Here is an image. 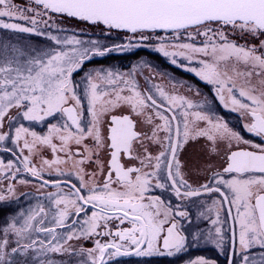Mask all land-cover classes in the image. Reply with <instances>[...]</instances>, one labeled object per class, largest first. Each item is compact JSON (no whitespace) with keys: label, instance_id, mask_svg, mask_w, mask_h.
<instances>
[{"label":"snow or ice","instance_id":"obj_1","mask_svg":"<svg viewBox=\"0 0 264 264\" xmlns=\"http://www.w3.org/2000/svg\"><path fill=\"white\" fill-rule=\"evenodd\" d=\"M31 2L36 7L21 8L12 0H0V29L45 35L44 32L38 31L41 24L45 28L51 26L59 30L57 17L66 16L97 26L104 25L109 33L113 29L126 30L132 37L129 38V43L106 46L98 40L82 41L76 36L61 39L48 32L49 39L67 50L41 52L29 56L24 61L14 59L0 62V129L3 128L4 118L13 108L18 110V116L27 121H43L57 113L67 116V120L61 126L50 124L45 135L30 131L23 124L15 128V134L11 137L9 132L0 131V142L11 138L12 142L20 147V141L23 140L21 153L25 149L29 153L20 160L23 170L33 177L43 179V166L53 168L67 163L57 156L51 161L42 160V166L37 168L31 162L37 145L50 147L54 154L58 151L64 152L68 160H72L75 155L82 157L73 161V168L76 169L75 174L81 186L77 187L69 182L68 193L48 194L49 198H55L54 227L41 226L43 220L34 224L38 216L48 215L45 209L40 207L39 211H32L27 216L21 213L20 215L24 217L22 223L13 218L0 230L2 231L0 264H28L27 256L30 250L35 251L37 256L47 252H71L72 250L65 245L74 238L90 239L94 234H112L97 233L98 227H107L111 219H119L121 223L128 220L132 227L114 233L119 241L124 243L102 244L97 240L94 248H81L80 252H86L90 258V264H105L104 256L109 250H114L111 251L112 256L131 254L128 244L134 246V254L137 256L153 254L173 256L184 252L189 239L179 230L176 217L189 219L191 223L188 212L179 211L173 216L170 205L165 206L160 197H153L147 203L144 202L145 193L153 179L157 188L169 186L161 182L159 173L162 169L166 173V181L170 182V187L178 198L198 197L202 193H219L221 201H213V204L220 206L227 204L228 216L239 225L241 264H264V252H261L258 258L245 254L255 245L264 249V51H261L264 49V40H261L257 47L237 44L229 38V31L232 34L238 33L241 38L245 35L253 38L264 36V0H31ZM6 19L21 20L30 26L5 22ZM156 30L172 33L173 40L183 38V34L187 33L188 39L193 42L173 46L179 47L181 51L170 52L164 43L167 39L164 36L158 37L161 42L157 51L165 57H171L173 64L177 62L176 56H185L189 60L195 59L198 55L208 58L199 60L201 65L199 70L196 68L189 70L208 83L216 85L217 95L222 102L224 101L222 93L227 91L233 110L241 112L248 118L249 122L245 123L243 128L259 138L260 142L245 139L221 118L214 119L201 111L183 110L182 128L179 123L174 128L172 122L177 119L175 113L171 117L163 115V101L158 103L157 98L150 92L142 94L137 90L135 81L127 78L135 72L137 67L135 65L130 73L102 68L93 70L95 75L91 72L85 73L84 96L87 98V112L91 119L86 127L82 126V97L77 94V86L71 79L73 73L81 70L84 62L93 56H105L110 52L133 47L131 39L138 37L140 42L150 40L151 34ZM201 36L204 39L198 46L194 41L196 37ZM85 44L89 46L84 47ZM20 55L24 53L21 52ZM229 59L251 66V71L237 73L246 78L245 85L238 87L226 69L221 71L220 65ZM253 76L260 77L257 84L252 83ZM97 81L111 86L110 91L101 90ZM153 87L159 97L167 101L168 111L184 108L190 110L194 107L192 102L183 96L169 95L159 85ZM126 89L129 95L122 94ZM237 92L241 99H237L235 94ZM245 100L247 102H244ZM121 105H127L129 113L111 115L105 137L102 131L105 117ZM227 106L225 104V107ZM141 117L148 127L146 130L137 131V122ZM156 118L163 123H155ZM8 119L12 121L16 117L8 116ZM28 137H31V140ZM54 137L59 139V147L53 143ZM86 137L94 141L93 148L84 146L88 155L85 156L79 149L75 153L70 150L69 145L72 142L81 145ZM199 138L208 141L210 153H218L219 143L227 142L226 167L222 172H212L210 183L194 188L184 178L179 153L189 140ZM136 142H139L142 151L133 155L136 152L134 147ZM151 145L159 146L158 154L153 155L149 151ZM103 150L110 151L107 165L100 159L94 161L101 174L107 168V174L101 184L95 179L96 172L85 173L81 166L86 161L92 162L93 153L98 156ZM122 154L131 160L139 161L140 166H125L121 163ZM55 170L64 174L59 167ZM0 171L8 172L11 179H15L21 169L14 165V161L10 160L5 165L0 160ZM224 174H230L231 178L225 179ZM85 176L89 179L85 180ZM212 182L215 187L212 186ZM20 183L27 181L21 180ZM55 186L59 188L60 183L56 182ZM221 187L225 188L224 192L221 191ZM85 190L87 195L82 194ZM7 191L14 193L12 183L8 184ZM5 199L4 195H0V201ZM88 205L98 209L94 210L90 217L86 214ZM233 206L236 210L235 215L232 214ZM81 213H85L86 219L81 222L79 233L73 230L62 238L58 237L56 228L64 227L69 216H79ZM200 215L203 216V213ZM75 223L76 221H73V226ZM211 223L214 226L220 224L219 212ZM34 231L44 232L52 239L47 242L31 239V233ZM215 234L217 239L212 240V243L223 251L222 227H215ZM10 235L16 237L14 247L10 246ZM190 235L192 242H197L203 233L197 230ZM211 235L209 233L204 238L210 239ZM235 237L233 230V246L236 242ZM25 240L29 242H23ZM161 247L164 251H161ZM122 248L125 251L121 252ZM41 264L44 262L41 261ZM47 264L54 262L48 261ZM193 264L216 262L200 257ZM229 264H234V261L229 259Z\"/></svg>","mask_w":264,"mask_h":264},{"label":"rangeland","instance_id":"obj_2","mask_svg":"<svg viewBox=\"0 0 264 264\" xmlns=\"http://www.w3.org/2000/svg\"><path fill=\"white\" fill-rule=\"evenodd\" d=\"M12 2L21 8H29V7H36L34 3L31 2V0H12ZM5 22H15V23H21L24 26H30L27 25L24 21L21 20H5ZM57 25L59 30L56 28H52L51 26L45 28L44 25H40L38 31H42L45 33V35H37L36 33H20V32H13L9 30L0 29V62H4L7 60H14L19 59L21 61L26 60L29 56H35L38 53L46 52L49 50L52 51H64L67 50L62 45H56L54 41L48 38L47 33L51 32L54 35H57L61 37V39L65 37H72L76 36V38L82 40V41H90V40H98L101 42V44L106 46H111L113 44H126L129 43V38L132 37V34L127 32L126 30L122 29H113L110 33L106 31V26L104 25H93L89 22L81 21L77 18H70V17H57ZM102 29L104 31H102ZM152 38L148 41L140 42L139 38L136 37L134 39H131V43L134 45L131 48L125 49L123 51H114L110 52L109 56H107V59H103L101 61H96V64H88L85 63V65L82 67L81 70H78L73 73L71 79L73 81V84L76 85V92L78 95L82 97V103L83 101H87V98L84 96V89L86 86V80L83 78L85 77V73L91 72L93 75H95L94 71L95 69H112L114 72L118 71L120 73H130L133 70V66H137L135 72L132 76L127 77L128 79H133L136 83L137 90L140 91L142 94L144 86L146 85L147 81L151 83V85H159L161 86L165 92H167L169 95H177V96H183L186 98V100L191 101L194 107L192 109H179L176 110L178 112L181 128H182V115L181 112L183 110L188 111H201L208 115H210L206 109L202 107L201 103L196 101V97L199 94L195 91V88L192 86H188L184 83H177L174 80H168L170 76L166 74V65L168 62L173 64L171 57H165L161 52L157 51V47L160 44V40L158 37L164 36L167 39L164 41V43L168 46V50L170 52H179L181 49L179 47H173L174 45H179L183 43H191L192 40H189L187 37V33L183 34V38H177L175 40L171 39L172 33H165L162 30H156L155 33L151 34ZM229 38L231 40H234L237 44L238 40L234 37V34H232L229 31ZM204 38L196 37L195 43L200 46L201 41ZM15 46V47H13ZM84 47H88L89 45L85 44ZM17 49L19 51H17ZM23 52L24 55H20V53ZM120 54V55H118ZM114 55H117L118 57L113 58ZM102 57V56H100ZM114 59V60H111ZM176 63L171 65V72L180 73L185 72L186 74L190 73L193 75H196L195 72L190 71L191 68H196L199 70L201 67L199 60L200 59H208L202 55H198L195 59L189 60L186 59L185 56H176ZM165 65V66H162ZM242 62L237 63L234 59H229L227 62L222 63L220 65L221 71L227 70V73L229 76L233 78L236 84H238V75L237 73H242L244 70L246 72L251 71L248 68H243ZM146 65V66H145ZM152 72L156 74V76L152 77ZM245 72V73H246ZM196 77L200 78L196 75ZM176 77L171 75V79H175ZM254 76L251 78L253 79ZM201 79V78H200ZM206 84L208 83L206 80L201 79ZM97 83L100 85L101 90L104 91H110L111 86L107 85L106 83L102 81H97ZM210 86V85H209ZM156 91V89H155ZM123 95H129L130 93L126 89L123 93ZM238 95V92L236 93ZM156 95L159 96V94L156 92ZM224 96V101L227 102L229 98V94L227 91H224L222 93ZM166 101V100H165ZM167 103V102H166ZM85 106V104H84ZM86 108V106H85ZM17 109L13 108L9 111L7 116L4 118L3 121V128L0 129L2 132H9L10 137L15 134V128L18 127L20 124H23L24 127L29 128L30 131H35L40 135L47 134L48 126L50 124H57V126H61L65 121L61 118L60 113H57L54 117H46L43 121H27L24 120L21 116L17 115ZM112 112H129V108L127 105H121L120 107L113 109ZM111 112V113H112ZM163 114V113H162ZM164 115V114H163ZM8 116L16 117L15 120L10 121L8 119ZM109 114L105 117V123L104 127L107 126V122H109L108 118ZM167 116V115H165ZM211 116V115H210ZM214 119L216 117L212 116ZM222 119V118H221ZM224 122H226V119H222ZM140 125L145 127L147 125L143 122V117H141L139 120ZM155 123H163L159 118H156ZM173 123V122H172ZM227 123V122H226ZM203 122H201V127H203ZM174 127V126H173ZM163 133H161L162 136ZM245 139H248L247 135L241 134ZM29 140H31V137H28ZM53 138V143L55 144V139ZM23 140L20 141V147H17L11 140V138L6 139L3 142H0V160L4 162L6 165L8 161H5L6 159H11V161H14V165L18 162V154L21 151ZM8 148L12 150L11 155L8 152ZM182 151L184 153V158L186 161V167L187 171L191 176H194L198 174L201 171V179L202 184H205L207 181V173L209 172V169L212 167H219L220 171L222 167L226 163V157L225 153L227 151V142H220L218 147V153H210L208 150V141L204 138H199L196 140H189L182 148ZM8 154L10 155L8 157ZM5 171H0V174H4ZM3 176V175H2ZM6 178V179H5ZM10 180L11 177L9 176L8 172L5 173V177L1 178V182L5 180ZM200 182V181H199ZM14 189L15 192L18 194L23 191V187L20 186V180H14ZM213 201H221L219 197H215L213 200L210 199H204L203 203H206L207 205H210L214 212V218L212 219V215L209 213L208 210L202 211L203 216L202 218L204 221L208 220V229L205 232L204 237H207L209 233H211L210 239H205L203 242L210 243L209 248L207 252H211L214 254L215 257L223 258L221 261L220 259H213L209 255V253H203L202 257L210 260L215 261L216 264H227V252H228V242H229V219L228 214L226 212V209L223 206H220L219 204L214 205ZM215 210V211H214ZM33 211V210H32ZM31 211V212H32ZM29 212V213H31ZM217 212H219V218H220V224L213 225L211 223L212 220L217 218ZM28 215V214H27ZM235 215V214H234ZM78 225V224H77ZM237 226L238 223H236ZM222 227L223 231V251L221 248H218L216 244L212 243V240H216V234H215V227ZM74 230L79 233L81 230V225L75 226ZM66 236V234H65ZM58 237H61L60 235ZM62 238V237H61ZM83 240L84 238L81 237L80 239L73 240V246H74V253L73 256L71 254H68L67 252H61L57 253V261H53L54 264H90V258L88 257L86 252H80L81 248H84L83 246ZM61 243H63V240L61 239ZM72 241H68L67 245L65 247L70 248ZM85 249V248H84ZM69 255L70 257H67ZM168 256V255H167ZM42 257V258H40ZM161 258H163V255H160ZM170 258L162 259L154 262H123L122 264H193L197 259L196 257L188 258L186 261H182L178 258L177 255L169 256ZM18 259L23 257H17ZM160 258V259H161ZM200 258V257H199ZM28 264H41V261L44 262V264H47L49 260L45 259V255L37 256L35 251H32L28 253L27 256ZM194 259V260H193ZM41 260V261H39ZM241 264V263H239Z\"/></svg>","mask_w":264,"mask_h":264},{"label":"flooded vegetation","instance_id":"obj_3","mask_svg":"<svg viewBox=\"0 0 264 264\" xmlns=\"http://www.w3.org/2000/svg\"><path fill=\"white\" fill-rule=\"evenodd\" d=\"M234 37L238 40V43H242V44H247L248 46H252V45H256L257 47L260 44L261 40H264V36H260L259 38H253L250 35H245L243 38H241V36L237 33L234 34ZM261 51H264V49H261ZM120 55V54H118ZM107 56H109V53L105 56H93L90 60H86L84 62L88 63V64H96V61H101L103 59H107ZM118 57L117 55H114L113 58ZM96 60V61H94ZM83 65V66H84ZM171 64L170 62L167 63L166 65V69H164L166 71V74L169 77L168 80H174L177 83H184L187 84L188 86H192L195 88V91L198 92L199 94L196 97V101L201 103L203 109L205 108L206 111L214 117H219L222 119H226V122L228 124V126L230 128H232L233 130L239 132L240 134L243 135H247L248 136V140H253L254 142H260L259 138L254 137V134L248 133L246 132V130L243 128V125L245 123H248V118L246 115H242L241 112L239 111H235L233 110V105L231 103V99L230 97L228 98V101L222 102L218 95H217V86L214 84H206L205 82H203L200 78L196 77V75L193 74H186L185 72H180V73H175V72H171ZM243 68H248L250 70L251 66L250 65H245L244 63L242 64ZM246 71L244 70L245 73ZM171 75L176 77L175 79H171ZM156 76V74L154 72H152V77L154 78ZM238 84L237 86H243L245 85V81L246 78L243 75H238ZM260 77H256L254 76L252 80L253 84H257L259 81ZM173 82V81H172ZM210 85V86H209ZM143 92H150L152 93L158 100V103L163 101L164 103V109L162 110V113L164 115H167L168 117H171L174 113L177 116V121L180 124V120L178 116V112L176 111V109H174L172 112L168 111V105H167V101L163 100V98L159 97L156 95V91L155 88L151 85L150 82L147 81L146 85L144 86ZM236 94V93H235ZM237 99H241L239 97V95L236 94ZM244 102H247L246 100ZM86 108H85V106ZM225 104H227L228 106L225 107ZM154 112V110H153ZM129 112H112L109 114L108 118H109V122H107V126L103 127L102 131L103 134L105 135V137H107V128L108 125L110 124V119H111V115H123ZM173 113V114H172ZM61 118L66 121L67 120V116L63 113H60ZM91 119V117L89 116L88 112H87V101H83V116H82V120H81V124L82 126L86 127L88 124V121ZM70 123V122H69ZM181 125V124H180ZM173 126L175 128V122L173 121ZM148 126H141L140 122H137V131H142V130H146ZM74 130V129H73ZM163 135V134H162ZM174 135V133H173ZM55 144L57 145V147L60 146V141L58 138H55ZM87 145L89 148H93L94 147V141L92 140V138L90 137H86L83 141V143L81 145H76L74 142H72L69 147L70 150L72 152H76L77 149H79V151L81 153H84V155H88L87 152H85V148L84 146ZM134 147L136 148V152L133 153V155H137L139 152L142 151V149L139 148V142H136V144H134ZM10 149V148H8ZM160 148L157 145H151L149 146V151L153 154L156 155L158 154ZM235 150V149H233ZM9 154L11 155L12 150L8 151ZM8 154V157L10 156ZM25 155H29L28 151L25 149L22 153L21 151L18 154V162L15 164L16 167H20L21 171L19 173L16 174L15 179L16 180H24L27 181V183H20V186L23 187V191L20 193H16L14 191V193H9L7 191L8 188V184L12 183L13 186H15L14 184V180L15 179H8V180H3L1 182V178L5 177V173L7 174V172L5 171L4 174H0V195H4L6 197L5 200L0 201V230H2L13 218L17 219L18 223H22L23 222V216H21L20 214L23 213L24 216H27V214H30L29 212L33 211H39L40 207H43L45 209V212L48 213L47 216L41 215L37 217V220L34 221V224H38L40 220H43L44 223L43 227H54L55 223H54V215L56 213V206L54 204V197L53 198H49L48 194L49 193H57V192H62V193H68L69 189H70V184H75L77 187H80V181L77 177V175L75 174L76 169L73 168V161L75 160H80L82 159L81 156L79 155H75L72 157V160H68V157L66 156V154L64 152H57V153H53L51 148L48 146H43V145H37L36 149L34 150L32 156H31V162L32 165H35L37 168H40L42 166V160L47 159V160H53L55 159L57 156L61 159V160H65L67 161V163H62L60 165L54 166L53 168H48L47 166H43L44 167V171L42 172V177L43 179H40L38 177H33L30 173L25 172L23 170V165L20 164V160L22 159L23 156ZM183 168H182V172L184 174V178L188 181L189 184H192L193 187H198L199 185H201L202 179H201V171L194 175L191 176L188 171H187V167H186V161L184 158V153L182 151V149L180 150L179 153ZM96 159H100L102 162L105 163V165H107V161L110 159V151L108 150H103L99 153V155L97 156L95 153H93L92 156V162H87L82 165L81 167L84 168L85 173H92V172H96L97 175L95 177V179L97 180V182L101 183L104 180L105 175L107 174V168H105V172L103 174H101L97 168V165L94 163V161ZM11 159H6L5 161H10ZM121 163L124 164L125 166H133L135 165L136 167H139V161L136 160H131L129 159V157L127 155L122 154L121 155ZM59 167L60 169H62L64 171V174H60L58 173L55 168ZM226 167V163L225 165L222 167L221 171L219 169V167H212L209 169V172L207 173V181L206 183H210L211 182V177H212V172H222L223 168ZM146 171H151L152 169H145ZM3 175V176H2ZM160 177H161V182L162 183H166L165 188L161 189V188H157L155 187V179H153L151 181V185L148 187L146 193H145V200L144 202L147 203L149 201L150 198L153 197H160L161 200L164 202L165 206H169L172 209V214L173 216H175L176 212L179 211H186L189 214V218L191 220V223H189V219H184V218H180V217H176V221L178 223L179 226V230L181 231V233L185 236H188L189 239V243L188 246L186 248V250L180 254H178V258L181 259L182 261H186L188 258H192V257H202L203 253H209V255L211 257H213L214 260L216 259H220L221 261L223 260V258H219L215 257L213 253L211 252H207L210 243H205L203 242L204 238L202 236V238L197 241V242H192L191 240V235L190 233L199 230L200 232L203 233V235H205V232L207 231L208 227V220L204 221V219L202 218V216L200 215V213H202V211L204 210H208L209 213L212 215V219L214 218V212L212 210V208L210 207V205H207L206 203H203L204 199H210L213 200L216 196L219 197L221 199V195L219 193L216 192H211V193H202L200 196L198 197H191V198H187V197H177L174 192L172 191L171 187H170V182L166 181V173L165 171L162 169L161 172L159 173ZM134 178V177H133ZM224 178L225 179H230L231 175L230 174H224ZM89 177L85 176V180H88ZM113 179H115V177H113ZM45 181H47V183H44ZM200 181V182H199ZM56 182L60 183V187L57 188ZM43 185V186H42ZM115 186V185H113ZM212 186L215 187L216 185L214 184V182H212ZM185 189H182V191H184ZM221 191L224 192L225 188L221 187ZM83 195H87L86 190L84 192H82ZM226 212H227V206L226 204H223ZM62 207V206H61ZM98 211V209H94L92 205H88L86 206V214L87 217H90L92 215L93 211ZM215 211V210H214ZM235 207L233 206L232 208V214H235ZM86 219L85 213H81L79 216L76 215H71L69 216V218L65 221V226L64 227H58L56 228V233L57 236H61L64 237L65 234L67 235L69 232L73 231L75 226H78L79 224L81 225V222L84 221ZM229 219V216H228ZM73 221H76L75 225L73 226ZM78 224V225H77ZM229 225H230V229H229V242H228V252H227V264H229V259H232L234 261V264H239L241 263V255H240V248H239V243H238V232H239V226L236 225V222H234V227L232 229L231 227V223H230V219H229ZM132 225L128 220H125L123 223L120 222L119 219H111L108 221L107 223V227L104 226H100L97 229V233H107L110 232L112 234H94L91 236L90 239H85L83 240V246L85 249H91L95 247V242L97 240H99L102 244H107L110 242H117V243H124L119 241V238L116 237L114 235V233L116 231L119 230H123L126 228H131ZM207 228V229H206ZM233 230L235 231L236 237H235V246H233ZM0 238H2V231H0ZM31 239H37V240H43L45 242H47L48 240L52 239V237L44 232H32L31 233ZM15 240L16 237L14 235H10L9 236V241H10V246L14 247L15 246ZM73 240L71 245H70V249L72 250L71 252H67L68 254H71V256H73L74 253V246H73ZM25 243L29 242L28 240L23 241ZM161 246H162V240H161ZM129 251L131 252V254L128 255H118V256H112L111 255V251L114 250H109L108 252H106L105 256H104V260H105V264H122L123 262H132V263H137V262H154V261H158V260H162V259H167L170 258L169 255L167 256L166 254L163 255V258L160 257V255H145V256H137L134 254V246H131L130 244L127 245ZM10 251V248L8 249ZM125 251L124 248L121 249V252ZM161 251H164L163 248L161 247ZM30 252H32L30 250ZM29 252V253H30ZM261 252H264V249H262L260 246L255 245L253 246L247 253V255L251 256V257H259V254ZM56 252H47L45 253V259L51 261H57V256H56ZM98 255V253H97ZM67 257H70L69 255H67ZM216 259H215V258ZM42 258V257H40ZM161 258V259H160ZM21 259V258H19ZM194 260V259H193ZM41 261V260H39Z\"/></svg>","mask_w":264,"mask_h":264},{"label":"water","instance_id":"obj_4","mask_svg":"<svg viewBox=\"0 0 264 264\" xmlns=\"http://www.w3.org/2000/svg\"><path fill=\"white\" fill-rule=\"evenodd\" d=\"M171 112H172V111H171ZM126 114H128V113H126ZM172 114H173V113H172ZM110 120H111V119H110ZM174 122H175V125L178 124L177 119H176ZM226 206H227V208H228V205H227V204H226ZM229 219H230L231 227H232V229H233V227H234V221H232L230 217H229Z\"/></svg>","mask_w":264,"mask_h":264},{"label":"trees","instance_id":"obj_5","mask_svg":"<svg viewBox=\"0 0 264 264\" xmlns=\"http://www.w3.org/2000/svg\"><path fill=\"white\" fill-rule=\"evenodd\" d=\"M111 60H114V59H111ZM162 66H165V65L162 64Z\"/></svg>","mask_w":264,"mask_h":264}]
</instances>
